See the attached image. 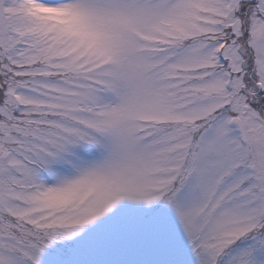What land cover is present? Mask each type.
Returning <instances> with one entry per match:
<instances>
[{"label": "snow or ice", "instance_id": "6c2138e0", "mask_svg": "<svg viewBox=\"0 0 264 264\" xmlns=\"http://www.w3.org/2000/svg\"><path fill=\"white\" fill-rule=\"evenodd\" d=\"M0 264H264V0H0Z\"/></svg>", "mask_w": 264, "mask_h": 264}]
</instances>
